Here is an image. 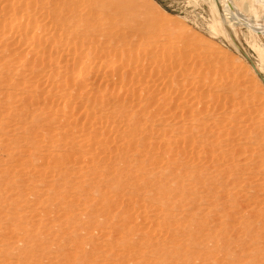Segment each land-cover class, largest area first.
Instances as JSON below:
<instances>
[{
  "label": "rangeland",
  "instance_id": "1",
  "mask_svg": "<svg viewBox=\"0 0 264 264\" xmlns=\"http://www.w3.org/2000/svg\"><path fill=\"white\" fill-rule=\"evenodd\" d=\"M85 1L0 0V264H264V0Z\"/></svg>",
  "mask_w": 264,
  "mask_h": 264
},
{
  "label": "bare ground",
  "instance_id": "2",
  "mask_svg": "<svg viewBox=\"0 0 264 264\" xmlns=\"http://www.w3.org/2000/svg\"><path fill=\"white\" fill-rule=\"evenodd\" d=\"M34 1V0H33ZM87 1H89V0H87ZM84 2L86 3V1L84 0ZM102 2V1H101ZM16 3V2H15ZM31 3H32V1H31ZM30 3V4H31ZM88 3V2H87ZM90 3H92V4H90V5H88V6H90L89 8L90 9H95V8H98L99 6H100V2H98V1H96V2H90ZM33 4V3H32ZM31 4V5H32ZM117 4L119 5V6H121L123 9L124 8H126L127 6H126V4L123 2V0H117ZM26 6V5H25ZM28 6H29V4H28ZM30 8V7H29ZM95 10H93V12H94ZM98 11V10H97ZM45 12V11H44ZM29 13V12H28ZM98 13V12H97ZM28 18V16H26V15H23L22 14V10L21 9H19V10H16L15 12H14V14H13V16H12V19L14 20L13 21V23H11L9 26H7V28L5 29V30H3V31H1V35L2 36H8L7 38H13L14 40H17L19 43L20 42H22V41H24L26 38H27V36L29 35V28H28V22L30 21L29 19H27ZM31 19V18H30ZM46 19V18H45ZM29 20V21H28ZM32 20V19H31ZM12 21V20H11ZM31 22V21H30ZM30 24V23H29ZM20 25H24V28H25V30H24V33H18V34H16V30L18 29V27L20 26ZM31 27V26H30ZM31 29V28H30ZM60 39V38H59ZM94 39V38H93ZM92 39V40H93ZM9 43V42H8ZM90 45V44H89ZM88 47V46H87ZM65 48V47H64ZM86 49V48H85ZM140 50V49H139ZM70 51V50H69ZM108 52H110V51H108ZM140 52V51H139ZM125 53H127L126 51H125ZM137 53V51L135 52V54ZM75 54V53H74ZM97 54V53H96ZM115 54V53H114ZM130 54L131 53H127L126 55H125V57H126V59H128L129 57H130ZM139 54V53H138ZM113 55V54H112ZM117 55V54H116ZM120 55H123V53L121 54L120 53ZM119 55V56H120ZM123 55V56H124ZM25 56V55H24ZM101 56V55H100ZM103 56V55H102ZM101 56V57H102ZM118 56V58H120V60H122L121 58L123 57H119ZM136 56V55H135ZM107 57V56H106ZM114 57V56H113ZM132 57V59H133V55L131 56ZM84 58V57H83ZM104 58V57H103ZM118 58H116V59H118ZM124 58V57H123ZM75 59V58H74ZM131 59V58H130ZM142 59V58H141ZM73 60V59H72ZM119 60V61H120ZM136 60V59H135ZM119 61H116V63L117 62H119ZM74 62V61H73ZM75 63V62H74ZM139 63V62H138ZM122 64V63H121ZM129 64V63H128ZM118 65V64H117ZM91 66V65H90ZM124 66V65H123ZM125 67H126V65H125ZM124 67V68H125ZM129 67V66H128ZM140 68V67H139ZM142 68V67H141ZM130 69H132L131 67H130ZM71 70V69H70ZM85 71V70H84ZM140 71V70H139ZM77 72V71H76ZM78 72H80V73H78L79 74V77L82 75V72L81 71H79L78 70ZM86 72H88V71H86ZM125 72V71H124ZM137 72V71H136ZM126 73V72H125ZM141 73V72H140ZM122 74H123V72H122ZM122 74L120 73V75L119 76H117L114 80L117 82V83H121L122 81H124L125 80V76H122ZM127 74V73H126ZM130 74V73H129ZM115 75V74H114ZM124 75V74H123ZM128 75V74H127ZM61 78V77H60ZM128 79V78H127ZM137 81V80H136ZM216 81V80H215ZM115 82V83H116ZM208 83V82H207ZM213 83V82H212ZM215 83H217V84H219V86H220V83H218V82H215ZM214 84V83H213ZM206 85V84H205ZM211 86V85H210ZM218 86V85H217ZM208 87V86H207ZM122 88V87H121ZM209 89V88H208ZM122 90V89H121ZM174 90V89H173ZM176 90V89H175ZM171 92H172V89L170 90ZM180 90L179 89H177V94H182L181 93V91L179 92ZM119 93H120V89H118V90H116L114 87H110V85H109V87L108 86H106V87H104L102 90H101V93H100V100H103V99H106V100H111L112 98H118L120 95H119ZM204 92H201V93H199V95H200V97L202 98V97H204V95H206V93L205 94H203ZM172 94V93H171ZM176 94V96H178ZM210 95H213V93L212 94H210ZM209 95V96H210ZM217 95V94H216ZM182 95H180V97H178V98H182L181 97ZM207 96V95H206ZM208 96V97H209ZM177 98V99H178ZM226 98V99H225ZM221 97L220 95H217L216 96V98H215V102H213V104L210 106V104L209 105H207V106H204V110H202V111H200L199 112V116H201V117H203V116H205V115H207V114H209L210 113V115L214 118L215 116H217V123L219 124V126L223 129H226L225 127H227L229 130H225V132L229 135V136H233V135H235V134H238L239 135V139H238V141H239V145L242 143V142H246L248 139H247V137H246V135H245V133L244 132H242V131H238V129L239 128H242L243 129V127L241 126V124H243L244 122H246V121H248V119H251L249 116H250V114H253V113H250V112H252V110L251 111H249L248 110V112L246 113H242V114H236V113H234L233 114V112L231 111V107L232 106H234V104H236L235 103V101H233V99H230V100H228L227 99V97ZM232 98V97H231ZM212 100H214V99H212ZM112 101V100H111ZM177 101V100H176ZM182 104V103H181ZM191 104H193V103H191ZM190 104V105H191ZM199 104L200 103H197L196 105H192V107H188V108H186V109H184V110H186V111H183V112H185L187 115H188V117H186V118H189V119H191L192 118V120H193V118H195V117H197L198 116V114H197V111L196 112H194V111H192V109H194L193 108V106H199ZM185 106V105H184ZM246 111V110H245ZM242 112H244V111H242ZM184 113V114H185ZM183 114V113H182ZM249 117V118H248ZM197 119V118H196ZM215 120V119H214ZM209 125V124H208ZM194 128V127H193ZM247 128V127H246ZM230 129H233V130H231L230 131ZM187 130V129H186ZM244 130V129H243ZM248 134V133H247ZM223 136V135H222ZM222 136H220L219 135V137H222ZM225 137H226V135H225ZM233 144V143H232ZM244 149H246V148H244ZM243 149V150H244ZM239 150V149H238ZM236 152V151H235Z\"/></svg>",
  "mask_w": 264,
  "mask_h": 264
}]
</instances>
